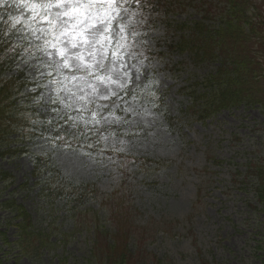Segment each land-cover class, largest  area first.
<instances>
[{"label":"rangeland","instance_id":"1","mask_svg":"<svg viewBox=\"0 0 264 264\" xmlns=\"http://www.w3.org/2000/svg\"><path fill=\"white\" fill-rule=\"evenodd\" d=\"M179 1L182 10L167 19L173 26L200 20L207 7ZM246 1L249 16L264 18V0ZM28 2L37 7H0V25L21 49L16 69L3 76L22 72L26 80L8 108L16 131L0 129V148L11 150L0 157L1 172L11 175L0 189L39 219L55 245L23 256L13 244L20 220L0 210V264H95L93 227L74 233L64 211L49 218L48 206L32 199L48 185L47 175H34L43 164L70 184L69 194L83 196L78 224L91 223L93 213L98 229L111 233V214L130 228L123 232L148 264H264V213L247 179L264 155V110L242 104L204 120L189 114V92L202 93L213 65L166 51L177 35L158 15L89 0L59 8L58 0ZM256 39L243 42L244 51L262 77L264 42L251 47ZM148 51L162 56L147 60ZM257 80L253 88L264 90ZM131 204L133 211L123 207Z\"/></svg>","mask_w":264,"mask_h":264},{"label":"trees","instance_id":"2","mask_svg":"<svg viewBox=\"0 0 264 264\" xmlns=\"http://www.w3.org/2000/svg\"><path fill=\"white\" fill-rule=\"evenodd\" d=\"M195 1L201 3V5H207L206 9L199 10L203 13L201 19L175 26L171 25V22L167 19L172 14L174 15L177 10H182L183 5L179 0H121L120 2L129 4L134 10L139 11L140 15L147 17L158 15L164 22L169 23L167 24L168 27L174 28L173 32L177 35L174 37H177V39L170 42L166 49L172 52L175 51L179 55L186 54L189 59L194 60L195 65L196 63L213 65V69H209L208 74L201 80L204 83L206 92L200 94L199 91L193 90L190 93L192 94V106L197 105L200 107V113L198 114L200 119H205L211 112L242 104L264 110V97L261 96V93L264 92L263 86L259 83V86L253 88L251 84L258 83L257 78L264 79V75L259 71L261 77L253 67V62H249L247 55L245 56L246 51L244 50L246 49L243 43L246 41L245 43L249 44L251 36L257 38L252 42L251 47L253 45L255 47V44L260 46V43L264 42V18L260 15L249 16L247 10H245L246 0ZM214 3L215 5H213ZM254 12L256 11L254 10ZM213 17L215 19H212ZM13 40L14 35L5 32L4 26L0 25V129L11 131L7 134L16 131V128L8 123V121H12L10 117L12 110L8 108L12 105V99L21 93L26 85L22 72H17L16 75H11V77L3 76L4 72L16 69L14 62L18 58L19 55L17 54L21 49L14 47ZM251 77L255 80L254 82L249 80ZM192 106L189 107L190 112L193 109ZM195 113L193 112V114ZM22 133L24 134V132ZM60 141L62 142V140ZM261 149H264V146ZM10 152L11 150L0 148V157L2 158ZM261 158L259 163L255 164V170L250 171L251 174L247 179L252 180L254 199L256 204L259 205L261 213H264V155ZM39 166L38 161H36L34 168L36 169ZM43 167L42 171L34 172V175H39V173L47 175L49 178H44L42 175L41 182L43 180L48 185L41 188L36 193V197H32V199H36L37 202L39 201L38 203L42 200V205L48 206L49 218L55 213L54 211H64V215H62L63 222L71 227L74 233L83 228L82 226L93 227L90 254L95 264H148V260L150 261L147 257L148 254L146 255L141 251L137 244L133 249V246L129 243L135 237L133 238L131 232H123L124 229L130 231V228L123 225L121 220H117L111 214L108 219L107 217L105 219V224L112 226L111 233L104 229H98L100 220L93 213L91 214V223L78 224L76 222L77 215L85 213L80 211L78 204L83 196L80 193L69 194L70 184L60 179L61 174H57L55 177L51 176L52 170ZM10 176L0 170V181L7 180ZM44 189L46 190L44 191ZM69 192L74 193L71 190ZM2 193L3 189H0V210L6 212L5 216L11 223L13 219L17 220L18 218L20 220L12 224L17 230L15 234L17 240L13 244L16 245L23 256L37 255L41 253V250L47 251L49 247H53L55 241L49 242V232L47 233L42 227L41 229L36 227L39 219H33L32 212L27 211L23 205L17 204L14 198L8 195L4 197ZM9 195L15 196L14 193H9ZM63 200L65 201L64 204L68 206L67 208H64V205H59V202ZM54 206H58L59 209L55 210ZM42 207L46 209V207ZM123 207L127 211H133L132 204ZM152 259L156 260L154 257ZM202 262V264H207L206 260Z\"/></svg>","mask_w":264,"mask_h":264},{"label":"snow or ice","instance_id":"3","mask_svg":"<svg viewBox=\"0 0 264 264\" xmlns=\"http://www.w3.org/2000/svg\"><path fill=\"white\" fill-rule=\"evenodd\" d=\"M97 2L108 3L109 5H112V4L116 3V0H89V3H97ZM66 3H79V0H58V2L52 6L59 8L61 6V4H66ZM4 4H8L9 7L28 8L29 10L37 7L36 4L29 5L28 0H11V3H8V0H0V7L4 6ZM45 7H47V5ZM17 23H20V17L19 16L15 17V20H14V25ZM92 27H97V26L93 25ZM85 42H87V41H85ZM72 47L75 48L76 45L73 44ZM61 56L63 57V53H61ZM63 66L65 68H67L68 64L65 63ZM105 98H107V97H105ZM93 120H95V116H93Z\"/></svg>","mask_w":264,"mask_h":264}]
</instances>
